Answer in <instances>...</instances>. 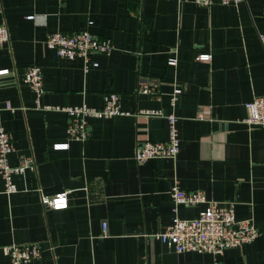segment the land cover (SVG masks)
Masks as SVG:
<instances>
[{
  "label": "crops",
  "instance_id": "0c3cea01",
  "mask_svg": "<svg viewBox=\"0 0 264 264\" xmlns=\"http://www.w3.org/2000/svg\"><path fill=\"white\" fill-rule=\"evenodd\" d=\"M0 10L10 35L0 46V70H8L0 75V127L13 140L9 165L32 161L12 176L14 193H3L0 175V264H10L2 247L23 243L41 247L35 264H264V128L242 123L245 103L264 95V0L207 8L193 0H0ZM56 31H89L113 49L91 55L98 66L85 69L82 59L45 47ZM203 53L209 61L196 60ZM32 65L43 73L38 99L23 83ZM140 79L159 82V99L137 94ZM175 87L181 94L171 105ZM108 93L131 115L89 119V138L68 140L67 116L54 108L100 109ZM138 110L176 116L174 159L136 163L137 144L168 139L163 116ZM61 143L68 148L53 149ZM174 183L235 202V218L252 222L257 238L215 256L178 254L150 237L204 208L175 209ZM63 192L66 209L43 204Z\"/></svg>",
  "mask_w": 264,
  "mask_h": 264
},
{
  "label": "built area",
  "instance_id": "2783aa9c",
  "mask_svg": "<svg viewBox=\"0 0 264 264\" xmlns=\"http://www.w3.org/2000/svg\"><path fill=\"white\" fill-rule=\"evenodd\" d=\"M245 0H193L194 4L207 8L218 2L222 5H237ZM1 14V10H0ZM33 16L27 17L33 20ZM259 42L264 51V33H259ZM10 35L4 25H0V46L9 42ZM45 47L54 51L57 57L68 60L82 59L85 69L89 65L97 67V62L91 61L95 53L109 55L113 49L110 40H99L89 31L65 33L56 31L49 33L44 41ZM210 54H200L197 61H209ZM168 66H175V57L169 58ZM8 70H0V75H5ZM23 83L36 95L37 99L43 94V73L39 66L32 65L23 75ZM137 94L153 99L160 97V85L152 79H140ZM181 94V89L175 87L171 93V105H174ZM38 104V102H37ZM246 116L242 123L248 127L264 128V95L255 96L245 105ZM11 109L10 105L6 106ZM50 108V107H45ZM67 116L66 134L68 140L85 141L90 136L89 119H105L113 116L131 115L123 111L119 105V96L108 93L100 109L82 104L79 106L55 107ZM163 116L168 124V139L164 142L146 141L136 146L134 160L143 164L150 159H174L180 148V138L176 127V116L172 113L165 114L161 110H138L135 115ZM68 143L54 145L55 150H66ZM13 140L6 130L0 127V175L4 180V194L17 191L12 181V176L21 174L26 168L32 167L31 160H22L17 166L9 165V156L13 153ZM173 205L178 207H196L203 205L195 217H173L171 223L161 232L151 234L150 237L161 241L175 253L182 254L195 252L208 253L215 256L222 255L227 249L239 248L254 241L259 231L250 221H239L235 218V202H217L208 200L201 191H184L177 183L170 189ZM43 204L54 210H63L68 206L67 193H57L53 197H43ZM106 224H102V235H106ZM2 253L9 259L10 264H35L41 257L42 249L38 243L11 244L2 247Z\"/></svg>",
  "mask_w": 264,
  "mask_h": 264
}]
</instances>
